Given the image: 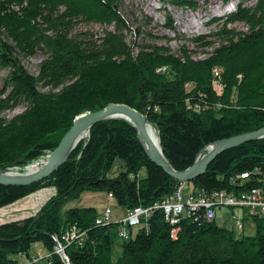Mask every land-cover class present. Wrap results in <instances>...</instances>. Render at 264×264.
Masks as SVG:
<instances>
[{"label": "trees", "instance_id": "16d2710c", "mask_svg": "<svg viewBox=\"0 0 264 264\" xmlns=\"http://www.w3.org/2000/svg\"><path fill=\"white\" fill-rule=\"evenodd\" d=\"M158 1L190 10L201 6L199 0ZM214 21L208 33L185 37L165 10L162 27L174 33L169 39L150 17H129L124 0H0V71L8 70L0 87V168L50 152L77 115L111 102L147 116L163 155L178 170L208 143L263 127L264 0H240L208 26ZM90 23L103 31L77 30ZM164 38L181 43L172 48L160 42ZM37 53L43 57L32 74L18 56ZM17 107L22 110L3 115ZM116 159L120 170L109 176ZM239 172L264 178V137L222 151L188 182L206 193L229 191ZM181 183L148 158L130 123L99 121L47 177L0 185V207L43 187L56 190L35 215L0 223V264L18 262L35 242L52 251L51 234L73 224L85 237L81 246L67 245L69 264H264L263 216L250 217L252 235L238 236L216 219L183 218L172 238L155 208L145 224L131 228L114 261L115 222L96 223L94 206H71L60 217L64 202L85 190L111 193L132 208L159 202ZM50 257L52 264H64L57 253Z\"/></svg>", "mask_w": 264, "mask_h": 264}, {"label": "rangeland", "instance_id": "374dc122", "mask_svg": "<svg viewBox=\"0 0 264 264\" xmlns=\"http://www.w3.org/2000/svg\"><path fill=\"white\" fill-rule=\"evenodd\" d=\"M239 1L240 0H199V3L201 4V6L197 8L196 10H190L186 8H178L170 4H166L165 6L158 0H124L125 8H126V11L129 17H131L132 13L134 14L135 17L139 19L142 16L150 17L151 23H152L151 26H154L157 24L155 26V30L158 31V34L164 35L169 39H172V37H174V33L162 27V24H164L165 22V10H167L170 13L173 19V24L175 25L177 31H179L180 33H183L185 37H193L199 34L208 33L212 28H214L215 24L218 21H214L211 26H208L207 23L212 21L214 18L224 17L228 12L234 10V8L236 7V4ZM244 1L247 4H252L255 2V0H244ZM234 26L240 29H245V26L242 23H236ZM85 29H89L97 34H100L103 31L104 26H101L99 24H94V23L77 25V30H85ZM166 40L167 39L164 38L160 42L165 43ZM166 43L170 45L172 48H176L179 45V43H181V41L167 40ZM189 45L193 47L191 43H189ZM42 57H43L42 54L37 53L36 55L30 56V57H23L19 55L18 59L21 62V64L30 73L36 74L38 63L40 62ZM7 72L8 70L6 69L0 71V87L2 84V79L6 75ZM20 110H22V107H17L13 110L6 111L5 113H3V115L10 117L16 114L17 112H19ZM209 144H211V142L205 146H208ZM46 155H47V152L44 150H41V152H39V155L35 160L36 161L44 160L46 158ZM119 170H120V161L116 159L113 165L111 166L110 170L108 171V175L113 176L117 174ZM254 178L255 177L253 175V180ZM253 185H255V182L253 183ZM183 187H185L186 190L194 188L192 184L189 183L188 181L183 182ZM55 192L56 190L54 187H51V186L43 187L39 190H36L28 194L27 196L19 198L7 205L1 206L0 207V223L4 221L20 219V218H23L29 215H35L41 210L42 206L55 194ZM163 199H165V196L157 203L159 204ZM157 203H154L151 205H137V206L151 207L153 209V205ZM71 206H94L96 208V213H97L96 218H100L103 220L105 219L106 209L107 208L109 209L110 221L115 222L114 227L112 229L113 239L111 243V259L113 261L116 260L118 255L121 253L120 245H121V241L124 239L119 234L118 221L120 223L121 219L126 217L129 210L132 209L133 207L125 208L124 206L119 205L112 198V196H109V194H106L105 192L85 190L80 193L78 198L69 199L64 202V204L61 207V212H60L61 219L64 218L66 210ZM233 210L234 211L232 213L231 209L228 207L223 206L220 209L217 208L215 219L218 224L233 229L235 235L238 236L240 235L241 231L235 227V218L238 215L244 216V211L238 208L233 209ZM162 213L164 215L163 211ZM238 218L239 217H237V219ZM146 220H143V218H141L139 221L140 223L139 226L140 225L142 226L143 224H145ZM164 220L167 222L165 216H164ZM243 220H244V229L242 230L243 234L252 235L254 233V224L252 220L246 216H244ZM73 226L75 225L73 224L65 228L60 234H51V239L53 242V249H52L53 252L58 254V252L55 249L56 248L55 240L53 239V238H56L55 236H57L59 240H61V237H60L61 234L67 238V239L66 238L63 239V242L62 240L60 241V244L64 247V252H65L67 245L72 243V241L68 240L69 239L68 237L73 236V233H69L68 229ZM134 230L135 229H133V231L132 229H129L128 232L134 233ZM32 247L33 249H30V251L27 254H19L16 257L18 261L16 263H19V264H49L50 263L52 264L51 257H50L52 255V251L44 248L42 244L38 242L33 243ZM37 255L39 257L35 258ZM65 255H66V252H65ZM63 258L61 257L64 264H69L68 259L64 260Z\"/></svg>", "mask_w": 264, "mask_h": 264}, {"label": "water", "instance_id": "95a60500", "mask_svg": "<svg viewBox=\"0 0 264 264\" xmlns=\"http://www.w3.org/2000/svg\"><path fill=\"white\" fill-rule=\"evenodd\" d=\"M107 119H123L130 123L136 129L139 142L148 158L166 174L180 182L191 181L194 177L204 173L208 164L222 151L264 137L263 126L252 131L217 139L211 142L210 148L201 155L207 147L204 146L189 166L178 170L172 167L165 158L159 144L158 150L152 146L147 133L146 126L149 121L147 116L124 103L111 102L101 109L86 111L77 115L70 127L63 133L57 145L47 153L43 165L37 170L24 175L9 176L1 174L3 168H0V185L23 186L47 177L67 159L81 133L88 131L95 123ZM23 163H25L23 160H18L14 164Z\"/></svg>", "mask_w": 264, "mask_h": 264}, {"label": "built area", "instance_id": "2783aa9c", "mask_svg": "<svg viewBox=\"0 0 264 264\" xmlns=\"http://www.w3.org/2000/svg\"><path fill=\"white\" fill-rule=\"evenodd\" d=\"M234 178L232 183L233 189L229 191L225 189L212 190L209 193L194 188L187 189L181 183L174 192L165 196L159 204L153 205V209L158 208L164 212L167 223L171 226L169 235L174 237L177 231L178 224L183 218H192L194 220L204 219L212 220L216 217V209L221 207H228L233 213V209H241L244 211V216L250 218L251 216L258 215L264 217V178L260 177L254 180L258 182L253 185V178L249 172H239ZM112 196L111 193H108ZM151 207L136 206L129 210L126 217L118 221L119 234L126 239L129 236L128 230L132 227L139 225L141 218L146 220L152 213ZM109 209H106L105 219L96 218L95 222L108 223L110 221ZM244 216H237L235 218V227L242 231L244 227ZM72 230V231H71ZM69 233L73 236L68 237L69 241L81 246L85 237V231L77 229L75 226L68 229ZM55 240V249L58 254L67 260L64 252V247L60 241L66 237L61 234V240L57 236ZM67 239V238H66ZM67 240V241H68ZM63 255V256H62ZM37 255L35 258H38ZM19 264V263H13ZM50 264V263H49Z\"/></svg>", "mask_w": 264, "mask_h": 264}, {"label": "bare ground", "instance_id": "6f19581e", "mask_svg": "<svg viewBox=\"0 0 264 264\" xmlns=\"http://www.w3.org/2000/svg\"><path fill=\"white\" fill-rule=\"evenodd\" d=\"M146 127H147V133L149 136V140H150L152 146L156 150H158V144L159 143H158V138H157V132H156L154 126L150 123V121H148V124ZM87 135H88V131L81 133V135L79 136V139L76 141V144L78 142H80L82 139L86 138ZM210 146H211V144H209L203 152H205L207 149H209ZM203 152L201 153V155L203 154ZM43 163H44V160H37L36 161L35 159H33L32 161H29V162H26L23 164H18V165L14 164L13 166L3 168L1 170V174L9 175V176H18V175L28 174V173H31V172L37 170L38 168H40L43 165Z\"/></svg>", "mask_w": 264, "mask_h": 264}]
</instances>
